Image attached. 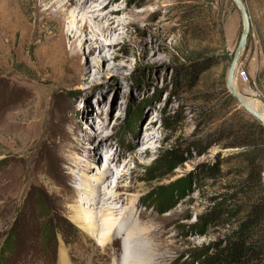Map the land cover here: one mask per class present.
I'll list each match as a JSON object with an SVG mask.
<instances>
[{"label":"rangeland","instance_id":"1","mask_svg":"<svg viewBox=\"0 0 264 264\" xmlns=\"http://www.w3.org/2000/svg\"><path fill=\"white\" fill-rule=\"evenodd\" d=\"M57 1L0 0V264H58L62 240L73 264H91L94 248L69 210L76 202L90 208L81 174L101 166H111L116 200L91 209L99 228L102 211L118 208L116 224L131 211L128 224H142L151 232L146 242L160 244L151 264H199L201 250L221 236L215 228L202 234L201 215L228 190L235 168L234 149L213 145L201 155V136L215 125L204 111L249 115L223 97L243 32L240 11L232 0H71L75 21L69 12L60 24ZM242 1L252 29L237 71L249 81L235 78L236 89L264 112V0ZM96 18L115 31L94 39ZM81 27L72 58L69 33ZM95 40L106 50L91 53ZM77 144L87 171L62 161ZM170 147L185 152L172 169L158 162ZM209 166L220 172L211 177ZM120 242L93 264L128 261Z\"/></svg>","mask_w":264,"mask_h":264},{"label":"trees","instance_id":"2","mask_svg":"<svg viewBox=\"0 0 264 264\" xmlns=\"http://www.w3.org/2000/svg\"><path fill=\"white\" fill-rule=\"evenodd\" d=\"M223 93L227 102L237 104L227 88ZM204 114V122L215 125L201 136V155L213 145L234 149L228 160L235 162V168L228 190L201 215L202 234L215 228L221 230V236L201 250L197 262L264 264V125L239 109L230 117L212 111V107ZM184 153L176 147L166 148L158 162L172 169L185 161ZM217 168L209 166L211 177L220 172Z\"/></svg>","mask_w":264,"mask_h":264},{"label":"bare ground","instance_id":"3","mask_svg":"<svg viewBox=\"0 0 264 264\" xmlns=\"http://www.w3.org/2000/svg\"><path fill=\"white\" fill-rule=\"evenodd\" d=\"M67 1L58 0L55 3V5L57 4V10L55 12V17H57L58 22L60 24L63 23V18H65L66 15L69 14V12L71 13L72 20L75 21V13L70 11V8L72 7L71 5H69L71 0H67ZM64 2H67V3L64 4ZM91 21L94 23V27H95V29L93 28L94 29V39L97 38L98 36L107 37V36L111 35L113 31H115L114 29H112L111 32L107 31L110 28L109 26L102 28L99 24L100 22H99L98 18H96L95 20H91ZM90 25L91 24H89L88 21L85 23V27H89ZM85 27H81L78 30H72L69 33L70 40L72 41V50H71L72 51V58H73V55L77 53L76 52V49H77L76 45L80 41L81 35H82ZM96 41L97 40H95V42H93V46L91 48V53H94L96 51L97 52L100 51V53H101L102 51L106 50L105 46L101 42L96 43ZM60 44L61 45H58V46L61 48L62 47V41ZM235 89H236V82H235ZM236 91H237V89H236ZM239 94H241V93H239ZM246 101L248 102L247 99H246ZM248 104L253 109H255L249 102H248ZM255 110L258 111L257 109H255ZM258 112L264 115V112H262V111H258ZM92 123H93V125H95L94 120ZM155 124L156 123L153 120L151 122L148 130H151ZM109 126H110V124L107 125V128H109ZM103 132H104V130L101 132L95 131V133L96 134L98 133L99 135L103 134ZM100 136L104 137L105 135H100ZM103 148L104 147H102V149ZM83 150H84V148L82 146H79V144H77L72 149L73 153H71V154H72L73 158L65 157L62 159V161L65 162L67 166H74L77 169L87 171V169H88L87 165L82 164V163H86V162H84V161L82 162L81 160H77L78 159V158H76L77 154H74L75 152L81 153V152H83ZM71 161H75L74 165L70 164ZM105 164H106V162H105ZM109 164L111 165V163H108V165ZM107 167L108 166H106V168L104 170L101 166V169L99 168V170H101L103 172L99 171L100 173L95 174L94 176H91V177L84 176L85 174H81L82 187L80 189V193L82 196H84L82 202L84 203V205L90 206V208H87L86 210H84V212H82L80 207H79V204H81V202H76V205L71 207L69 210L70 220L82 230V233L84 235V239L82 240V242H84L86 245L94 248V249H92L93 251L91 250L92 251V260L90 263L93 264V261L95 260V258L98 255H100L99 251L103 252V254H102L103 256L106 255V256L112 257V253H110L111 248L114 245H116L117 243H119L121 239L122 240L120 243H123V246H122L123 249L126 245H129V248L131 251V256L129 257L128 261L123 262V258L120 255H118V259H116V262L109 263V264H151L156 260L158 261V259L160 260V257L158 258V253H159L158 246H160V244L157 245V244L153 243L151 240L146 242V238L150 237L151 232H149L148 229H146L144 226H142V224L141 225L135 224L134 226H132V224H128L130 221L129 219H131V217L129 215H133V214H131V211H128L123 218L121 217L122 218V225L119 228H117L116 222H113L114 219L112 220L113 217H116L119 214L120 210L118 208L113 207V208H109V209H106V210L101 212L102 214H100L99 216L102 218H105L103 220L104 225H102L101 228H99V226L97 225V221H95V219L93 220V217H95L97 219V217L95 216V212L93 213V211L95 210V208H97V205L99 203H101V202L105 203V201L107 203V201L116 200V197L114 196V194L112 195L111 193L108 192L109 188H110L109 184H108V182H109L108 175L110 174L109 169L111 168V166H109V168H107ZM71 168H73V167H71ZM84 177H86V179ZM14 179H15V177H13V180ZM8 184H10L9 187H10L11 193L16 195L17 192L14 191L15 186H16L15 180H14L13 186H12L11 181ZM66 202H67V200H66ZM62 209H65V207L63 206ZM91 209H94V210H92V212H91ZM138 218L140 219L139 215H138ZM107 222H109V223H107ZM127 229H128V232L125 235L124 232ZM99 231H101L103 233V235H102V238L99 240V242H97V240L95 238H93V234H96V237H97V233L98 234L100 233ZM63 242L64 241L62 240L60 242L61 245L59 244L60 245V247H59L60 253H59L58 264H73V262L71 261L70 252L65 247V245H64L65 242L64 243ZM83 251H84V255H87V256L89 255L88 254L89 251L87 248L85 249L83 247ZM84 255H83V257H84ZM113 255H116V253H113ZM115 257H113V258H115Z\"/></svg>","mask_w":264,"mask_h":264},{"label":"water","instance_id":"4","mask_svg":"<svg viewBox=\"0 0 264 264\" xmlns=\"http://www.w3.org/2000/svg\"><path fill=\"white\" fill-rule=\"evenodd\" d=\"M233 4L238 8L240 11L242 20H243V32L241 36L240 43L238 45L235 57L233 59V62L230 66L228 77H227V88L230 92V94L236 99V101L241 105V107L252 117L257 119L259 122H261L264 125V115L253 109L246 99L239 94L235 89V78L237 76V66L240 62L241 56L246 50L249 35L251 33L252 29V22L251 17L249 14V11L245 5V3L242 0H232Z\"/></svg>","mask_w":264,"mask_h":264},{"label":"built area","instance_id":"5","mask_svg":"<svg viewBox=\"0 0 264 264\" xmlns=\"http://www.w3.org/2000/svg\"><path fill=\"white\" fill-rule=\"evenodd\" d=\"M236 79H238L242 83H247L249 81V76L246 71L240 69L237 71Z\"/></svg>","mask_w":264,"mask_h":264}]
</instances>
